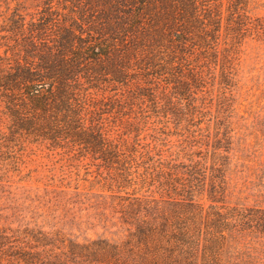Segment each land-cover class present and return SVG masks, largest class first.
Listing matches in <instances>:
<instances>
[{"label":"rangeland","instance_id":"obj_1","mask_svg":"<svg viewBox=\"0 0 264 264\" xmlns=\"http://www.w3.org/2000/svg\"><path fill=\"white\" fill-rule=\"evenodd\" d=\"M247 10L264 19V0H248ZM91 13L81 0H0V58L12 54L6 49L14 41L5 37L14 35L20 15L26 24L48 16L53 28L78 31L95 28ZM217 52L219 61L191 48L161 74L132 60L127 84L101 85L83 97L87 124L95 118L122 152L114 163L72 142L52 146L34 126H13L0 91V228L20 229V237L27 229L32 246L34 235L48 242L33 249L19 242L20 252L39 255L0 251V264H168L157 233L147 250L123 246L114 259L112 243L127 238L115 223L137 199L190 218L264 208V33L250 30ZM215 190L220 201L211 198ZM251 237L243 248L264 264V237Z\"/></svg>","mask_w":264,"mask_h":264},{"label":"trees","instance_id":"obj_2","mask_svg":"<svg viewBox=\"0 0 264 264\" xmlns=\"http://www.w3.org/2000/svg\"><path fill=\"white\" fill-rule=\"evenodd\" d=\"M247 1L81 0L97 24L78 31L67 26L53 28L48 16L26 24L20 15L17 30H9L14 35L5 37L14 41L6 49L12 54L0 58V91L13 126H34L33 132L52 146L72 142L96 158L116 162L122 152L95 118L87 124L83 97L101 85L116 90L127 84L128 76H133L130 70L141 59L152 74H161L167 67L175 69L179 63H174L186 60L191 48L202 49L205 57L212 55L219 61L220 45L231 50L248 31L264 33V19L248 13ZM225 57L227 63L233 59V55ZM132 60L136 61L131 64ZM222 67L227 69L225 64ZM211 198L220 201L223 197L215 190ZM130 205L115 223L118 233L127 237L112 243L116 261L123 246L134 253L147 250L148 239L157 233L166 240L160 250L168 264H257V256L243 248L247 241L242 240L255 232L264 237V208L217 210L204 216L201 212L193 220L181 211L169 213L141 199ZM19 231L0 228L4 257L39 255L37 250L16 249L22 241L30 249L48 243L34 235L32 246L30 231L24 230L23 240Z\"/></svg>","mask_w":264,"mask_h":264}]
</instances>
